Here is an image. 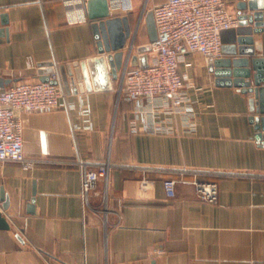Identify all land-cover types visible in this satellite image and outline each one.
Wrapping results in <instances>:
<instances>
[{
	"label": "crops",
	"instance_id": "0c3cea01",
	"mask_svg": "<svg viewBox=\"0 0 264 264\" xmlns=\"http://www.w3.org/2000/svg\"><path fill=\"white\" fill-rule=\"evenodd\" d=\"M244 1L226 0L237 14ZM133 12L112 16H128L138 38ZM3 14L9 17L0 25L4 87L41 81L43 63L67 70L99 55L88 13L87 22L72 24L65 0H0ZM239 30L223 33V47ZM254 39L255 57L264 58V32ZM143 45L134 41L132 55ZM180 72L192 86L191 132L180 115L170 123L174 134L146 132L135 103L120 96L124 70L111 91L75 93L61 82L66 97L59 109L23 115L25 154L37 163L31 170L0 163L11 226L0 230V264H264V141L257 139L250 98L218 87L199 54L188 55ZM85 103L93 129L76 130ZM78 159L111 164L108 183L100 181L87 203ZM184 170L190 173L168 199L164 180H179ZM194 179L216 183L218 200H201Z\"/></svg>",
	"mask_w": 264,
	"mask_h": 264
},
{
	"label": "built area",
	"instance_id": "2783aa9c",
	"mask_svg": "<svg viewBox=\"0 0 264 264\" xmlns=\"http://www.w3.org/2000/svg\"><path fill=\"white\" fill-rule=\"evenodd\" d=\"M89 0H65L68 18L72 24L88 21ZM151 0H145V10ZM110 12L127 14L134 11V0H108ZM158 38L152 43L148 54L147 68L131 67L130 59L134 44L127 46L129 59L124 67L120 96L136 105V121L140 120L144 130L153 134H174L171 121L180 115L186 121L187 131H193L195 118L193 103L188 89L192 87L180 72V65L188 55L199 54L206 60L223 56L222 35L240 26V14L232 12L226 0H166L153 5ZM51 79L58 80L54 74ZM72 87V86H71ZM66 97L61 84L50 82H19L9 87L0 86V163L16 162L25 170H31L37 163L28 159L24 150L22 117L28 113H42L57 110ZM70 111L75 104H68ZM91 105L85 103L80 114L84 124L76 130H92ZM80 171L81 197L88 202L100 181H109L111 164L90 163L78 159L74 163ZM190 171L181 172L180 179L167 178L163 186L168 199L176 197L177 184L184 181ZM199 198L214 203L218 200L216 183L191 181Z\"/></svg>",
	"mask_w": 264,
	"mask_h": 264
},
{
	"label": "water",
	"instance_id": "95a60500",
	"mask_svg": "<svg viewBox=\"0 0 264 264\" xmlns=\"http://www.w3.org/2000/svg\"><path fill=\"white\" fill-rule=\"evenodd\" d=\"M240 30L236 39L223 47V55L219 59H209V70L215 75L218 87H235L247 94L253 117L252 122L258 133L257 139L264 141V58L255 57L254 35L264 32V0H248L238 5ZM87 13L94 38L97 42L98 56L82 62L69 64L67 70L57 68L54 63H43L40 66V80L52 84L67 81L75 93L92 91H111L113 81L119 79V73L129 59L131 50L127 51V42L132 37V27L128 16L114 17L108 0H89ZM149 42L138 47V54L131 56L132 67L147 68L148 54L152 51V43L158 38L153 12L145 19ZM9 17L0 15V25L7 26ZM4 31L1 29L0 34ZM51 74L58 75V80L51 79ZM0 86L4 87L3 81ZM0 230H11V226L3 214L9 208V197L4 189L0 191ZM34 202V200H33ZM23 241L20 235H17Z\"/></svg>",
	"mask_w": 264,
	"mask_h": 264
},
{
	"label": "rangeland",
	"instance_id": "374dc122",
	"mask_svg": "<svg viewBox=\"0 0 264 264\" xmlns=\"http://www.w3.org/2000/svg\"><path fill=\"white\" fill-rule=\"evenodd\" d=\"M134 4H136V7L134 8L135 10L133 12V15L135 16L137 23L139 24V26L137 27L138 29H137V33H136L138 35L137 36L138 38H135L136 36L133 35L130 39L131 42L129 40V44L130 43L134 44V41L139 42V43L141 42L143 44H147L149 42V36H148V31H147L145 19H146L147 14L149 12H151L153 5L150 4L147 7V10H145V5H146L145 0H134ZM139 37H141L140 41H139ZM135 39H137V40H135ZM222 41H223V35H222Z\"/></svg>",
	"mask_w": 264,
	"mask_h": 264
}]
</instances>
